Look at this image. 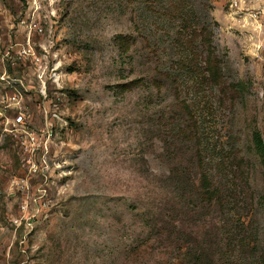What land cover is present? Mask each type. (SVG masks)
I'll list each match as a JSON object with an SVG mask.
<instances>
[{"label": "rangeland", "instance_id": "obj_1", "mask_svg": "<svg viewBox=\"0 0 264 264\" xmlns=\"http://www.w3.org/2000/svg\"><path fill=\"white\" fill-rule=\"evenodd\" d=\"M145 1L0 0V264H180L179 236L203 241L220 220L195 193L206 175L252 194L238 211L264 251L250 137L264 139V0H210L212 27L178 33L192 68L179 90L154 82L151 51L167 59L175 34L145 29Z\"/></svg>", "mask_w": 264, "mask_h": 264}, {"label": "trees", "instance_id": "obj_2", "mask_svg": "<svg viewBox=\"0 0 264 264\" xmlns=\"http://www.w3.org/2000/svg\"><path fill=\"white\" fill-rule=\"evenodd\" d=\"M146 0L143 2V14L150 20L151 24L146 25L148 30L150 26L168 28L175 35L169 36L170 42L168 48L170 52L166 53L167 59H163L164 55L160 53V48L152 50L151 53L155 56L156 65L153 68L155 72L154 82H162V85L167 82L168 86H172L177 90L183 86V78L191 72V66L186 65L183 61L176 59L178 49L182 43L176 37L183 29H197L201 26L203 30L211 28V2L210 0ZM198 10V15L194 10ZM147 19V23L149 22ZM154 27V28H155ZM160 27V28H161ZM175 30L176 33L174 32ZM161 31V30H159ZM179 37V35H178ZM125 52L129 50V42L124 41ZM189 56H193L191 51H187ZM149 56H146V60ZM183 67H186L184 70ZM245 83L239 82L237 87L242 91ZM191 116V113H189ZM190 131H192V140L194 145L200 144L201 136L193 127L192 116L189 118ZM251 146L253 155L257 158L258 164L261 167L260 181L262 193L256 197V203L264 210V139L261 131L257 126L251 130ZM233 176V175H232ZM192 174L189 172L181 173L178 177L179 189L183 192L180 195L181 199L192 196L186 195L189 186H193ZM199 186L195 193L198 194L205 204V208L214 207L215 211H219V223L206 235V239L199 241L197 239L183 238L179 236L181 245L184 247L177 248L176 254L180 264H264V251L259 249L261 241L258 234L251 230L250 222H246L244 216L239 209L240 202L242 211L252 206V194L247 190L240 188L235 180L229 175L223 176L219 182L220 188H216L213 183V178L210 175L199 179ZM192 201H189L190 204ZM187 204V207H188ZM194 205V206H193ZM191 211H194L197 205L192 202ZM190 211V212H191ZM164 215L159 219V230L166 232V236H170L172 229L170 227L168 217V208L161 212ZM165 235V234H162ZM176 243V247L178 246Z\"/></svg>", "mask_w": 264, "mask_h": 264}, {"label": "built area", "instance_id": "obj_3", "mask_svg": "<svg viewBox=\"0 0 264 264\" xmlns=\"http://www.w3.org/2000/svg\"><path fill=\"white\" fill-rule=\"evenodd\" d=\"M15 100H17V99L15 98ZM6 137H7V129L4 128L3 131L0 132V143L2 141H4L6 139ZM27 143L31 144V146H29L28 149L31 150L32 154H34V152L37 151V148L35 147V144H36L35 143V137L30 135L29 141ZM30 164H31V166H30L31 170L33 172H37L39 170V167H38L37 162L35 160L30 161ZM23 208H25V206H23ZM17 222H19V219H15V223H17Z\"/></svg>", "mask_w": 264, "mask_h": 264}]
</instances>
